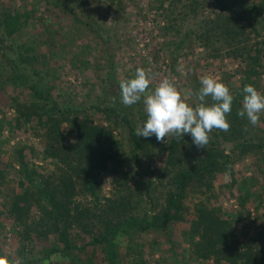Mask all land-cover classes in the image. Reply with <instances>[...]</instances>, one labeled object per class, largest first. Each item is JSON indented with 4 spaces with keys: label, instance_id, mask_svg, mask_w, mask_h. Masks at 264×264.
I'll list each match as a JSON object with an SVG mask.
<instances>
[{
    "label": "rangeland",
    "instance_id": "obj_1",
    "mask_svg": "<svg viewBox=\"0 0 264 264\" xmlns=\"http://www.w3.org/2000/svg\"><path fill=\"white\" fill-rule=\"evenodd\" d=\"M53 1L0 0V23L4 13L25 12L20 19V31L4 35L0 46L24 42L32 49H28L32 55L46 57L40 64V71L52 88V97L61 109L69 110L64 115L55 114L58 120L62 119L60 136L66 142L75 141V126L71 127L70 121L66 120L74 116L112 129L118 145V167L127 179L133 205H137L134 213L152 214L163 204L167 193L176 188L177 172L197 165L208 152L210 142L204 149H197L188 134L181 138H187L184 143L172 136L165 138L166 143L158 142L153 135L154 140L148 148H135L128 123L136 131L146 120L143 98L130 107L124 106L120 102L121 79L133 78L136 69L143 68L151 79L149 91L168 78L182 97L194 104L195 98L189 93L199 90L202 75L210 74L229 88L233 100H240L242 107L245 85H252L264 94V10L250 22L246 18L248 12H241L240 16L236 12L241 11L242 5L261 0H219L225 7H230V11L221 10L222 6L219 7L216 0H197L200 8L194 11L190 10L191 0H82V3L58 0V5L52 4ZM226 15H231L234 20H227ZM238 25L242 32L233 36L231 32L239 28ZM234 40L240 43H234ZM257 49H260L258 61L253 62L248 56L256 55ZM3 57L0 54V79L8 73ZM113 97L115 103H119L116 113L110 111L114 107ZM31 99L28 90L22 87L7 84L0 90V169L3 171L0 178V256L14 264L23 259H32V264H57L64 258L49 253V258L44 259L46 252L43 254L45 247L49 248L55 242V237L50 234L48 239L40 240L32 230L26 236L17 221L6 215L3 206L6 193L9 196L13 188L17 192L25 188L19 184L21 180L26 182V176L20 168L18 151L25 154L27 166L39 173L56 169L55 160L46 157L42 150L48 125L43 126L35 115L25 120L17 113L15 105L28 103ZM206 99L208 104L212 103L210 97ZM43 119L46 120V116ZM244 119V124L238 126L245 130L242 137L235 140L228 130L223 131L225 137L221 134L217 142L211 143L219 159L230 155L231 173L216 169L206 171L205 179L188 182L183 199V215L188 220L193 217L198 201L218 207L229 217L234 214L239 217L240 212L233 224L239 239L254 235L264 223V149L253 145L264 136V113L260 114L256 126L246 117ZM213 131L218 129L209 133L210 139ZM173 139L179 147L176 157L171 159L169 145ZM236 143L248 145L232 152ZM100 175L98 200L99 205H103L105 199L114 197L122 185L114 183L111 170ZM243 196L245 200L240 205L239 198ZM74 200L90 209L95 202L84 194H77ZM38 217V210L32 205L28 221L34 223L32 220L36 221ZM187 227V221L168 225L167 234L174 241L173 246L162 232L140 233L137 240L152 241L153 244L154 252L149 249L151 246H145L149 264H197L188 259V243L183 236ZM70 233L79 243H87L91 237L79 233L76 226ZM126 241V234L117 235L120 256L130 260L126 254ZM88 254L93 256L96 264H101L103 253L99 249L95 251L92 245H86L79 256L85 260Z\"/></svg>",
    "mask_w": 264,
    "mask_h": 264
},
{
    "label": "trees",
    "instance_id": "obj_2",
    "mask_svg": "<svg viewBox=\"0 0 264 264\" xmlns=\"http://www.w3.org/2000/svg\"><path fill=\"white\" fill-rule=\"evenodd\" d=\"M79 1L82 3V0ZM216 1L219 7L222 6L221 10H231L230 7L223 5V1ZM58 3V0L52 2L54 5ZM189 6L193 11L200 8L197 0H191ZM262 10H264V0L242 5L241 11H237L236 14L240 16L241 12L245 14L248 12L249 16L246 18L250 22ZM23 13L3 14L0 23L2 32L0 42H4V35L20 31V19ZM226 19L234 20L231 15H226ZM237 29L235 28L231 34L235 36L241 34L242 27ZM206 30L209 29L206 28ZM234 43L239 44L240 41L234 40ZM262 44L264 45V40ZM28 49L32 50L24 42L16 43V41L13 45L0 46V54L4 56L8 69V73L0 79V90L7 84L28 90L32 99L28 103H17L15 105L17 113L19 116H24L25 120L35 115L43 126L48 125L47 133L46 129L44 131L46 138L42 150L46 157L55 160L56 169L50 173H39L27 166L25 154L22 150L18 151L20 168L26 176V182L21 180L19 184L25 188L18 192L13 188L9 196L6 193L7 199L3 202V206L6 215H10L17 221L26 236L32 230L36 232L40 240L48 239L50 234L55 237V242L43 250V254L46 252L44 259H48L50 253L64 258L58 260L57 264H96L92 255L88 254L85 260L79 256V253L86 249V245H92L95 251L99 249L103 253L101 264H149L148 258H145V246H151L149 249L154 252L153 244H151L152 241L146 243L137 240L139 234L162 232L173 246L174 241L171 240L170 234H167L168 225L177 221H187L188 227L183 236L188 243L186 251L190 261L197 264L204 262L205 264H264V223L254 235L239 239L234 233L233 224L235 219L240 217V212L239 217L236 214L229 217L218 207L214 208L207 205L205 201H198L195 203L191 219H185L183 215V199L189 181L203 180L207 177L206 171L213 169L231 173L228 164L230 155H223V158L219 159L217 150L211 147V143L218 141L219 135H224L223 131H213L208 152L201 157L197 165L177 172L175 176L179 175V179L176 188L167 193L157 211L152 214L147 212L135 214L137 205H133L132 195L127 190V179L122 176L121 167H118L120 163L117 158L118 145L112 135V129L108 125H99L86 118L74 116L66 120L70 121L68 122L70 126H75V141L66 142V139L60 136L59 125L62 119L58 120L55 114L64 115L69 113V110L61 109L52 97V88L40 71V64L44 63L46 57H37L36 53L32 55ZM259 50H256V55L248 56L253 62L258 61ZM112 105L114 107L110 111L116 113V106H119V103ZM241 108V101L233 100L231 113L226 117L230 123L229 136L234 135L235 140L245 133V130L238 127L243 125L245 120V117L237 115ZM44 116L46 120L43 119ZM126 116L127 113L123 115V118ZM128 127L135 148L140 146L148 148L150 141L153 142V136L138 137L131 123H128ZM186 139L180 140L184 143ZM247 145L236 143L231 151L235 152L239 147L245 148ZM253 145L258 149H264V136ZM178 147V143L173 139L169 145L171 159L176 157ZM107 170L112 171L114 183L122 185V188L115 191L114 197L105 199L103 205H99L100 174ZM2 173L0 169V178ZM205 183L209 185L208 181ZM77 194L88 195L92 200L94 199L93 208L90 209L74 200ZM243 200H245L244 196L239 198L240 205L243 204ZM32 205L36 207L39 214L36 221L32 220L34 223L28 221ZM46 219H48L47 223ZM73 226L77 227L79 233L91 235L87 243H79L72 238L70 229ZM121 232L127 235L126 254L130 260L120 256L116 237ZM151 251L149 253H152ZM32 263V259H23L18 264Z\"/></svg>",
    "mask_w": 264,
    "mask_h": 264
},
{
    "label": "clouds",
    "instance_id": "obj_3",
    "mask_svg": "<svg viewBox=\"0 0 264 264\" xmlns=\"http://www.w3.org/2000/svg\"><path fill=\"white\" fill-rule=\"evenodd\" d=\"M150 84L149 74L143 68H137L133 78L121 79L119 83L120 102L124 106L130 107L143 98L146 120L137 126L136 136L149 138L154 135L158 142L166 143L165 138L169 136L181 139L188 134L197 149H204L213 129L224 132L230 129L226 117L231 113L234 97L218 78L210 74L200 77L199 90L189 93L195 98L194 104H189L168 78L156 84L152 91H149ZM209 97L211 104L206 99ZM261 113H264V94L252 85H245L242 108L237 115L246 117L251 125L256 126ZM0 264L14 262L0 256Z\"/></svg>",
    "mask_w": 264,
    "mask_h": 264
},
{
    "label": "built area",
    "instance_id": "obj_4",
    "mask_svg": "<svg viewBox=\"0 0 264 264\" xmlns=\"http://www.w3.org/2000/svg\"><path fill=\"white\" fill-rule=\"evenodd\" d=\"M238 64H241V61L238 63ZM238 64H236L235 66L237 67L238 66ZM174 80H176L175 78H173Z\"/></svg>",
    "mask_w": 264,
    "mask_h": 264
}]
</instances>
